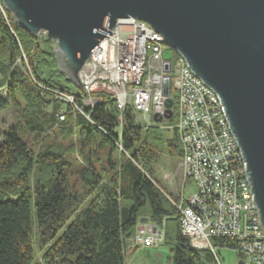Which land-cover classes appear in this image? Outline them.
Masks as SVG:
<instances>
[{"label":"trees","instance_id":"trees-1","mask_svg":"<svg viewBox=\"0 0 264 264\" xmlns=\"http://www.w3.org/2000/svg\"><path fill=\"white\" fill-rule=\"evenodd\" d=\"M0 38V118L10 107L21 114L0 132V264H38L35 246L42 264H126L133 251L128 242L142 219L162 230L172 264H218L211 251L193 249L182 236L180 213L155 180L161 157L182 158L177 134L165 137L160 127L140 125L130 109L121 112L103 93L94 95L100 103L86 107V95L65 85L71 80L59 69L54 42L19 28L8 12H0ZM53 91L74 96L81 112L56 101ZM171 97L174 125L173 91ZM49 102L53 111L47 115ZM62 107L64 136L78 133L87 143L98 138L97 150L76 173L82 192L71 184L63 154L35 152L26 141L52 133ZM107 147L105 165H96L93 155L99 163V151ZM215 246L235 248L230 242Z\"/></svg>","mask_w":264,"mask_h":264},{"label":"built area","instance_id":"built-area-1","mask_svg":"<svg viewBox=\"0 0 264 264\" xmlns=\"http://www.w3.org/2000/svg\"><path fill=\"white\" fill-rule=\"evenodd\" d=\"M0 11L4 15L7 12L1 1ZM40 34L47 36L45 32ZM167 49L165 39L149 24L132 18L118 20L109 39L92 52L79 73L86 95L84 104L94 107L100 103L94 95L103 93L116 101L121 112L130 109L140 125L176 133L182 148L184 185L181 197L170 201L180 213L182 236L193 249L211 251L218 264L220 248L215 245L219 242L234 245V249H226L236 252L239 264H264V231L241 150L219 98L176 52H172L168 75L177 102L176 123L170 127L162 126L167 120L160 125L154 123L156 115L164 116L167 111L162 95ZM53 94L59 103L80 111L74 96L60 91ZM60 118L65 121L64 115ZM188 182L195 185L197 193L185 199ZM163 240L157 226L140 222L128 247L153 248Z\"/></svg>","mask_w":264,"mask_h":264},{"label":"water","instance_id":"water-1","mask_svg":"<svg viewBox=\"0 0 264 264\" xmlns=\"http://www.w3.org/2000/svg\"><path fill=\"white\" fill-rule=\"evenodd\" d=\"M15 24L55 44L59 69L83 92L79 73L118 20L149 24L166 41L160 125L173 118L172 52L220 100L245 164L264 231V0H0Z\"/></svg>","mask_w":264,"mask_h":264},{"label":"rangeland","instance_id":"rangeland-1","mask_svg":"<svg viewBox=\"0 0 264 264\" xmlns=\"http://www.w3.org/2000/svg\"><path fill=\"white\" fill-rule=\"evenodd\" d=\"M1 12V11H0ZM2 13V12H1ZM38 37H44L43 34L38 35ZM1 41V38H0ZM65 75V74H64ZM66 76V75H65ZM67 77V76H66ZM68 78V77H67ZM73 91H80L78 86L71 81V83H65ZM175 97V92H173ZM24 104V103H23ZM86 107H91V104H84ZM23 107V105H22ZM44 111L47 115H50L53 111V104L51 102L47 103L44 106ZM66 111L65 107H62L57 113L59 121L57 126L52 133L45 136L43 139L36 138L34 136H27L26 141L32 150L39 152L40 150L44 151L48 148H53L54 151L60 152L69 162L70 167L68 170V175H70V181L76 192H82V185L76 175L77 172L82 170L86 166V159L97 150L98 138L95 137L89 143L86 142V138L80 136L78 133L73 137L64 136L61 131V123L63 122L60 116ZM20 110L16 107H10L6 111L1 113L0 118V132L8 131L9 127L20 119ZM162 126L170 127L171 124L169 121H164ZM165 137H171L173 133L171 131H163ZM96 140V141H95ZM1 142V141H0ZM111 151L109 147L105 148L103 151H99V163L94 157V163L99 166V164H104L107 160L108 154ZM114 161H119V155L114 153ZM155 180L158 182L160 187L167 193L173 194L172 199H178L183 193V184L184 176L181 168V159H174L169 156L161 157L157 166L155 167ZM170 184L173 185V188L170 187ZM197 193L195 185L191 182L187 183V186L184 190V198L189 199ZM171 245L163 244L158 248H153L152 254L149 252H144L143 254L134 255L133 259L136 260V264H172L171 258L173 256L171 252ZM36 251V262L38 264L43 263V256L40 254L38 248L35 246ZM218 256L221 264H239V257L236 252L229 249H220L218 251ZM127 264V262H126Z\"/></svg>","mask_w":264,"mask_h":264},{"label":"crops","instance_id":"crops-1","mask_svg":"<svg viewBox=\"0 0 264 264\" xmlns=\"http://www.w3.org/2000/svg\"><path fill=\"white\" fill-rule=\"evenodd\" d=\"M184 185V184H183ZM170 187L171 188H173V185L172 184H170ZM168 193V192H167ZM170 194V193H169ZM183 194V193H182ZM170 195H172V196H175L174 195V193L173 194H170ZM175 197H177V196H175ZM141 224L142 225H148V226H152V227H154L155 225L153 224V223H151L148 219H142V221H141ZM158 231H160V232H162V230L161 229H159L158 228ZM163 245V244H162ZM161 246V245H160ZM160 246H158V247H160ZM158 247H153V248H158ZM153 248H141V247H136V248H134L133 249V251L131 252V254L129 255V257L127 258V264H136V260H134L133 259V257H134V255H136V253H138V254H143L144 252H149V253H151L152 254V249Z\"/></svg>","mask_w":264,"mask_h":264}]
</instances>
